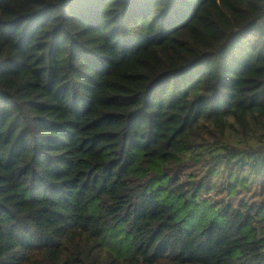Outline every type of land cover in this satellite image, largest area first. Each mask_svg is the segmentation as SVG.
I'll use <instances>...</instances> for the list:
<instances>
[{"label":"trees","instance_id":"16d2710c","mask_svg":"<svg viewBox=\"0 0 264 264\" xmlns=\"http://www.w3.org/2000/svg\"><path fill=\"white\" fill-rule=\"evenodd\" d=\"M0 264H264V0H0Z\"/></svg>","mask_w":264,"mask_h":264},{"label":"rangeland","instance_id":"374dc122","mask_svg":"<svg viewBox=\"0 0 264 264\" xmlns=\"http://www.w3.org/2000/svg\"><path fill=\"white\" fill-rule=\"evenodd\" d=\"M254 189H255L256 191H255ZM246 196H247L250 200H256V199H258L257 189H256V188H253V190L250 191V192H248V193L246 194Z\"/></svg>","mask_w":264,"mask_h":264}]
</instances>
